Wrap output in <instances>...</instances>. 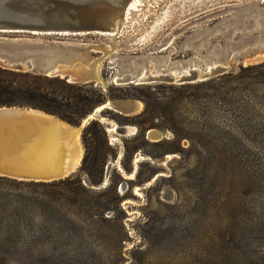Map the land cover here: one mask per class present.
I'll return each instance as SVG.
<instances>
[{
    "label": "rangeland",
    "instance_id": "rangeland-1",
    "mask_svg": "<svg viewBox=\"0 0 264 264\" xmlns=\"http://www.w3.org/2000/svg\"><path fill=\"white\" fill-rule=\"evenodd\" d=\"M188 1L139 0L126 17L127 30L114 39L118 48L110 60L116 66L105 62L100 86H120L115 79L130 59L149 58L150 70L178 67L205 60L230 41L244 47L246 57L261 52L263 22L244 35L217 29L257 0H216L183 10ZM165 20L153 34V25ZM136 37L149 42L128 49L125 44ZM29 39L61 42L84 66L100 55L92 47L113 42L97 35L0 34V44ZM212 80L143 85L154 87L144 94L165 103L163 115L142 120L155 126L147 131L161 135L157 142L125 118L141 114L142 101L135 100L142 109L134 116L95 112L106 132L107 164L116 163L108 185L117 184V190L90 187L98 196L86 197L85 209L76 205L68 225H54L58 215H46L44 223L58 236L25 233L39 221L25 213L24 195L13 183L0 181V264H264V61H233L227 74ZM116 126L137 131L123 137ZM80 169L74 175L88 186Z\"/></svg>",
    "mask_w": 264,
    "mask_h": 264
},
{
    "label": "water",
    "instance_id": "water-1",
    "mask_svg": "<svg viewBox=\"0 0 264 264\" xmlns=\"http://www.w3.org/2000/svg\"><path fill=\"white\" fill-rule=\"evenodd\" d=\"M134 1L0 0V34L97 35L110 36L113 39L107 48L92 47L91 50L100 55L87 66L69 53L61 42L48 43L31 39L6 42L0 44V67L45 77H59L77 85H98L103 81L101 69L105 62L108 61L111 68L116 66V62L110 60V55L118 48L114 39L127 30L124 25L128 24L126 17L133 11L130 7ZM212 1L216 0H191L186 2L182 9L185 10L187 4H193L194 8L199 5L205 7ZM262 22L264 23V0H257L246 4L229 21L221 22L217 29L244 35ZM166 23L165 20L160 25H153L152 33L159 31ZM133 28H136V24ZM212 32L206 33L205 36ZM134 39L135 41L132 39L125 44L128 49L142 47L149 42L137 40L138 37ZM258 39L263 47H260L261 52L256 55L246 57L244 47L235 48L230 41L225 49L219 53L213 52L205 60L195 59L178 67L168 65L167 70L171 71L170 73L162 70L157 74L156 71L150 70L149 58L130 59L125 64L123 73L115 79V83L120 86H143L207 82L227 74L233 61L240 60L247 64L263 62L264 33L259 35ZM101 107H104L101 111L110 109L124 116H134L142 109L141 103L135 100H120ZM91 115L92 118H86L80 126H74L41 110L1 107L0 178L28 183H51L73 176L81 167L84 157L83 152L81 162L77 166L79 156L75 147L76 140L81 138L88 122L97 118L95 112ZM114 131L119 136L127 137L134 135L137 130L131 132L128 127L116 126ZM160 137L161 135L153 130L147 132V138L155 142ZM115 166L116 163L107 165L105 181L101 186L94 187L88 181L86 183L92 188H106L111 169ZM126 186L127 183L123 182L120 189Z\"/></svg>",
    "mask_w": 264,
    "mask_h": 264
},
{
    "label": "trees",
    "instance_id": "trees-1",
    "mask_svg": "<svg viewBox=\"0 0 264 264\" xmlns=\"http://www.w3.org/2000/svg\"><path fill=\"white\" fill-rule=\"evenodd\" d=\"M242 70L245 69L242 68ZM217 81L218 79L212 80L206 85L215 84ZM153 88L134 85L124 87L111 85L107 88L100 84L77 85L59 77H45L0 67V108L19 107L41 110L71 125L80 126L86 118L109 101L139 100L145 105L144 111L138 116L125 118L139 127L143 137H146L148 128L155 127L153 124L146 126L142 122L143 118L163 115L166 109L165 103L160 98H152L151 94H144V92H151ZM116 116L122 115L116 113ZM81 140L84 157L80 172L87 176L88 183L93 186H101L105 181L108 165V153L104 149L105 146L108 148L104 127L95 119L89 121L82 133ZM162 143L164 142L154 144ZM0 181L12 182L15 190L24 195L22 206L25 213L39 221L38 224L27 226L25 233H35L36 236H58L56 228L53 230L51 226H48V223H44L47 222L46 215H53V213L58 215L53 218L56 221L54 225L58 223L68 225L76 205L85 209L87 205L85 198L91 195L98 196L90 186L83 184L80 176L76 175L51 183L18 182L6 178H0ZM116 188L117 184L115 186L107 185L106 190H114L116 193ZM104 192L99 196H103ZM60 213H64V215ZM58 219L61 221L57 222ZM3 224H0L2 226L0 228H3ZM14 230H20L19 226L15 225Z\"/></svg>",
    "mask_w": 264,
    "mask_h": 264
},
{
    "label": "bare ground",
    "instance_id": "bare-ground-1",
    "mask_svg": "<svg viewBox=\"0 0 264 264\" xmlns=\"http://www.w3.org/2000/svg\"><path fill=\"white\" fill-rule=\"evenodd\" d=\"M139 2V0H135L134 1V3H133V5H131V9L133 8H135L136 9V7L138 6V3ZM137 10V9H136ZM168 17V15L167 14H165V16H164V19H166ZM158 25V24H157ZM157 25H155V26H157ZM160 25V24H159ZM145 39H142L141 41H144ZM153 66V65H152ZM165 67H168V65H165ZM165 67H161L160 69H156L155 67H151L152 68V70L153 71H156V73L157 74H160V71H162V70H167V68H165ZM167 73H170L171 71H169V70H167L166 71ZM176 74H177V72H175ZM182 74V73H181ZM105 107V106H104ZM104 107H100V108H98L96 111L97 112H100ZM95 111V112H96ZM96 114V113H95ZM89 118H92V115L91 116H89ZM101 121L104 123V122H106L104 119H101ZM129 129H130V131L131 132H135V128H130V127H128ZM77 143H76V145H75V147H76V149H77V154H78V156H79V160H78V164H77V166L79 165V163L81 162V159H82V155H83V148H82V145H81V142H80V138H77ZM136 192H138V189L136 190ZM137 194V193H136Z\"/></svg>",
    "mask_w": 264,
    "mask_h": 264
},
{
    "label": "flooded vegetation",
    "instance_id": "flooded-vegetation-1",
    "mask_svg": "<svg viewBox=\"0 0 264 264\" xmlns=\"http://www.w3.org/2000/svg\"><path fill=\"white\" fill-rule=\"evenodd\" d=\"M131 128V127H130Z\"/></svg>",
    "mask_w": 264,
    "mask_h": 264
}]
</instances>
